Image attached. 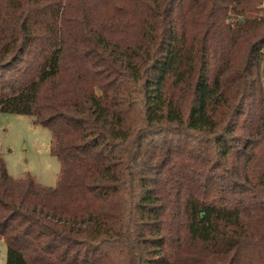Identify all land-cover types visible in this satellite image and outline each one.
<instances>
[{
  "label": "trees",
  "instance_id": "obj_1",
  "mask_svg": "<svg viewBox=\"0 0 264 264\" xmlns=\"http://www.w3.org/2000/svg\"><path fill=\"white\" fill-rule=\"evenodd\" d=\"M0 113L60 164L0 156L5 264H264L263 0H0Z\"/></svg>",
  "mask_w": 264,
  "mask_h": 264
},
{
  "label": "rangeland",
  "instance_id": "obj_2",
  "mask_svg": "<svg viewBox=\"0 0 264 264\" xmlns=\"http://www.w3.org/2000/svg\"><path fill=\"white\" fill-rule=\"evenodd\" d=\"M50 139L49 130L35 125L32 117L0 113V156L13 179L30 174L44 187L55 186L60 164L50 154ZM5 255L0 239V264H5Z\"/></svg>",
  "mask_w": 264,
  "mask_h": 264
}]
</instances>
